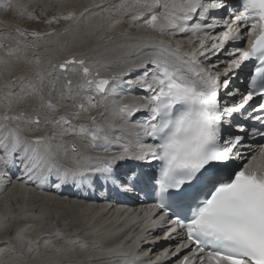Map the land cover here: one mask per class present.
<instances>
[{"label":"snow or ice","instance_id":"6c2138e0","mask_svg":"<svg viewBox=\"0 0 264 264\" xmlns=\"http://www.w3.org/2000/svg\"><path fill=\"white\" fill-rule=\"evenodd\" d=\"M0 8L26 13L12 0ZM116 13L113 27L130 18L161 37L191 34L199 48L185 51L179 41L149 36L129 42L111 60L73 55L42 62L29 55L38 51L42 33L19 25L15 33L0 31L5 65L14 59L33 69L0 89L4 186L19 172L39 188H92L99 181V187L110 184L119 195L142 192L162 213L153 227L169 226L163 238L187 241L171 257L188 250L195 259L184 256L179 264H264V165L240 166L251 142L264 140V0H134L121 3ZM27 19L39 18L27 12ZM218 28L223 30L212 35ZM244 43L247 47L238 46ZM133 88L147 95L125 103L122 91ZM29 100L36 102L29 111L14 108ZM94 109L102 110L93 115ZM105 113L125 126L140 115L131 125L138 147L131 149L120 136L110 139L116 125ZM113 143L122 146L117 155L92 157L80 150L81 144ZM260 156L264 159V150ZM122 164L131 166L118 174ZM19 233L27 250L38 248L41 238ZM101 251L105 264H139L121 246ZM171 257L166 249L163 260Z\"/></svg>","mask_w":264,"mask_h":264},{"label":"rangeland","instance_id":"374dc122","mask_svg":"<svg viewBox=\"0 0 264 264\" xmlns=\"http://www.w3.org/2000/svg\"><path fill=\"white\" fill-rule=\"evenodd\" d=\"M12 2L25 6L26 13L24 16H21L18 12L5 11V10H3V8H0V12H1L0 13V31L15 33V28L17 25H19L20 27L27 28L30 31L36 30V31H39L40 33H42L43 34L42 38L37 42L39 44V49H38L39 51H37L35 53L29 52V55H34V54L39 55L42 58V62H47V59H46L47 57H54V56L58 57L60 55L66 56L68 53H70V55L81 56L82 54L87 53V52H85V50H82L79 47L73 51L72 47L69 46L67 40H69V38L72 39L74 37V36L70 35V34H72L71 32H73L74 29H75V31H74L75 33H76L77 29H80V28H81L80 30L84 31L85 28H86L85 30H87L88 28L89 29H92V28L97 29V28L103 27L104 30L109 31V32L112 31L114 28H117L118 30L120 29L119 30L120 34L114 35L117 40L114 39L111 42L108 41V43H110V44H114L113 42L120 41L119 39H121L123 37L129 38L130 34L128 32L130 30H124V29H126L127 27H129L131 25H134L136 28L140 29L141 31H143V33L149 32L148 29L141 28L139 24L132 23L130 18H125L122 23H120L114 27L111 25V19L113 18V14H116L117 17L119 15L118 13H116V7L119 6L121 3H123V2H120L119 0L115 3L111 2L112 4L107 5V7H104V8L103 7L98 8L97 6H95V7H97V9L93 6H92V8L89 5L86 6V5H84L83 2L80 3V1H75V0H12ZM5 3H8V0H0V5L5 4ZM125 3H130V1L126 0ZM81 5L83 7H81ZM71 9H72V11H70ZM55 11H56V13H55ZM89 11H91V12H89ZM27 12H31L33 15H35L39 19L38 20H28L27 19ZM69 13H76L78 15H76V17L74 19H72V17L74 15H72L69 19H64V17L67 16ZM92 15H94V16L92 17V19H90V17ZM95 15H96V18L98 17L97 19L99 20L98 21L99 23L97 22ZM77 16H79V19L77 18ZM54 17H55V19H53ZM49 20H52L53 22L48 23L47 21H49ZM62 20L67 22V23L62 22ZM14 21H17V23L15 24ZM69 21H71V22L69 23ZM93 21L96 22L95 24H97L96 26H95V24H93L94 27L92 26V24L89 25L90 24L89 22L92 23ZM80 22L85 23L86 26ZM78 23H80V24H78ZM77 24H78V26H80V28L77 26L78 28L76 29ZM81 24H83V25H81ZM65 25H66L67 29L65 28ZM91 26H92V28H91ZM107 27H110V28H107ZM149 30H151V29H149ZM64 31H65V34H64ZM106 31H105V33H106ZM53 32H55V33H53ZM59 32L61 33V35ZM48 33H53V35H48ZM95 33L96 32L92 31V35L87 39V41L90 40L91 38H93ZM54 34H55V38H54ZM122 34H125V35H122ZM56 36L58 38H56ZM61 36L64 37L65 40H63V38ZM164 37H165V35H164ZM76 38H78V37H76ZM105 38H107V37H105ZM105 38H103L101 40H104ZM29 39L31 40V38H29ZM181 41L185 45V39H182ZM92 42L93 41H90V43H92ZM182 42H180V44L182 45V48H183L184 45L182 44ZM126 43H127V41H124L122 44H119V46H122ZM51 47H53V48L51 49ZM72 52H73V54H72ZM106 53H107V50H103L102 52L99 53L101 55L100 61L102 60V58H104L106 56ZM89 54H91V53H89ZM0 58H2V59H0V89H3L5 87V85L9 81H11L14 77L21 75V74H24V73H25V75H27V74L31 73L33 70L30 66H26L22 63H17L14 59H10L8 62V66H6L5 63L3 62V59H7V58L5 57L4 51L2 49H0ZM54 62H58V59H56V61H54ZM35 103H36L35 101L29 100V101H26L24 105H16V106H14V108L21 110V111H29L28 106L29 105H35ZM3 110H4L3 108H0V112H3ZM101 110L102 109H99V110L94 109L92 111V114L95 115L98 111H101ZM105 115L110 116L109 113H105ZM103 118L104 117H100V119H103ZM131 124L132 123L130 121H128L127 125L130 126ZM116 128H121V127L116 125ZM83 146L87 149V145H85V144L80 145V147H83ZM70 164H71V162H70ZM18 182H20V181H18ZM14 183L17 184L18 186L21 185L17 182H14ZM14 183H13V185H14ZM25 187H28V190H30V193H32L34 195L39 193L37 186H35V187L25 186ZM15 190H17V188L14 187L11 191H9L8 194L6 192H4V194L2 195L3 201L0 200V204H2V202H4V200L7 199L5 202L7 204H9V207H11L6 212H4L5 215H3V210H2L3 208H1L2 206L0 205V211H1L0 212V214H1L0 215V241L2 242V243L0 242V248L3 246L1 248L2 250L0 249V259H1L0 264H35V262H37L38 264H51L52 262L56 263L57 260L60 258L65 259V258H68V257L74 255V254H76V255L72 256L71 258H68L66 262H71L72 264H75V263L76 264H88L85 262V260H82V258H81V256L85 257L86 253H88L89 255H92L91 252L93 250L91 249V245L94 243L92 241L90 242V240H92V239L88 237V231L84 227H80V226H82L81 224H80L79 228L77 227L78 225H76L75 229H74V227L70 226L69 222L67 224V220H65L67 218V215H65V213H63V212H60L61 213L60 214L61 219L58 222L57 221L58 219H55V217L53 216L54 214H53V210L51 208H50L51 210L39 209L40 208V206H39L40 201H38V200L34 201L32 205L29 204L28 206H26L27 208H25V209H21V210L19 209L20 212H19V210L9 212V210H11L13 206L16 208L18 207V205L12 204L15 202V198L17 197V193H15V195H13V192H16ZM6 194H7V196H6ZM41 196H43V195H36V197H41ZM35 205H37V206H35ZM33 206H35V207H33ZM47 210H49V211H47ZM6 213H7V215H6ZM9 213H11V214H9ZM22 214L26 218L24 216H23L24 217L23 218ZM19 216H21L22 218ZM62 217H64V218H62ZM70 218H72V220H75L73 218V216ZM25 219H27V220H25ZM21 220H23L24 222L23 221L21 222ZM61 222H64L65 224H67L65 226V229L62 225L59 224ZM76 222H77V220H75V223ZM39 223H41V224H39ZM80 228L84 229L83 232H80ZM24 229L25 230L27 229V230L25 231ZM18 230H20V233H19L20 235H23L25 237H30L33 240H36L37 238H41V242L39 243L38 248L34 247L33 250H31V251L27 250L25 245L17 239ZM57 231L62 233V235L57 236L56 235ZM78 235L82 236L84 238L83 240L88 242V244L90 245L89 247L86 248L87 251L83 247H82V249L79 248V250H78V248H76V246L77 247H79V246L77 244L74 245V242L77 240ZM5 241L8 242L7 246L4 243ZM80 247H81V245H80ZM97 262H98L97 259H95L93 261V263H95V264H97Z\"/></svg>","mask_w":264,"mask_h":264},{"label":"bare ground","instance_id":"6f19581e","mask_svg":"<svg viewBox=\"0 0 264 264\" xmlns=\"http://www.w3.org/2000/svg\"><path fill=\"white\" fill-rule=\"evenodd\" d=\"M75 1H80V3H84V5H89V6H91V8H92V6L93 7H95V6H97L98 8L99 7H107V5H110V4H112V3H115V2H117V1H113L112 3H111V1L110 0H107L106 2H105V0H75ZM120 2H123V3H125V1L126 0H119ZM128 1V0H127ZM92 2V3H91ZM63 6V5H62ZM88 6V7H89ZM60 7V6H59ZM81 7H83L82 5H81ZM97 7H95L96 9H97ZM59 10V9H58ZM67 11V10H66ZM70 11H72V9L70 10ZM89 12H91V11H89ZM1 13V12H0ZM55 13H56V11H55ZM54 13V14H55ZM64 14V13H63ZM76 15H78V14H76V13H74V16L72 17V19H74L75 17H76ZM94 15H92L91 17H90V19H92V17H93ZM77 18L79 19V16H77ZM89 18V17H88ZM95 18H96V15H95ZM98 18V17H97ZM96 18V20H97V22L99 21L98 19ZM102 18V17H101ZM94 19V18H93ZM76 20V19H75ZM88 20V19H87ZM86 20V21H87ZM95 20V21H96ZM67 21V20H66ZM78 21V20H77ZM81 21V20H80ZM85 21V22H86ZM90 21V20H89ZM101 21V20H100ZM62 22H65V21H63L62 20ZM71 21H69V23H70ZM14 23L16 24L17 23V21H14ZM65 23H67V22H65ZM68 23V24H69ZM77 23V22H76ZM80 23H83V22H80ZM80 23H78V24H80ZM87 23V22H86ZM90 24L89 25H91L92 24V26L94 27V25L93 24H95L96 22H89ZM99 23V22H98ZM101 23V22H100ZM103 23V22H102ZM78 24L76 25V29L79 27L80 28V26H78ZM84 25H85V23H83ZM83 24H81V25H83ZM131 24V23H130ZM67 25V24H66ZM66 25H65V28H66ZM97 24H95V26H96ZM68 26V25H67ZM78 26V27H77ZM86 26V25H85ZM92 26H91V28H92ZM83 27V26H82ZM100 27V26H99ZM122 27V26H121ZM107 28H110V27H107ZM67 29V28H66ZM65 29V30H66ZM81 29V28H80ZM80 29H77V31H76V33L74 32L75 31V29L73 30V32H71L72 34H70L71 36H74L72 39L71 38H69V40H67V42H68V44H69V46H71L72 47V50L74 51V50H76L78 47L80 48V49H82V50H85V52H87V53H84V54H82V55H84V56H87L89 53H91V54H89L87 57H89V59L90 60H92V61H96V60H100L101 59V55L99 54L100 52H102L103 50H107V53H106V56L104 57V58H102V60L101 61H103V60H111V59H114L116 56H118L122 51H124L125 50V48L123 47V46H125V45H127L129 42H134L135 40H137V39H140V38H144V37H149V36H156V37H158V38H162V39H164V40H167V39H165V37H164V35L161 37L158 33H155V32H153L152 30H149L148 29V31L149 32H145V33H143V31H141L140 29H138V28H136L134 25H131V26H129V27H127L126 29H124V30H130L128 33L130 34V36H129V38H126V37H123V38H121V39H119L120 41H117V42H113L114 44H110V43H108V41H113L114 39H116L115 38V36L114 35H117V34H120L119 32V30L117 29V28H114L112 31H106V30H104L103 29V27L102 28H97V29H95V28H92V29H87V30H85L84 29V31H82V30H80ZM83 29V28H82ZM92 31H94V32H96L95 33V35H94V37L93 38H91L90 40H88L87 41V39L92 35ZM105 31H106V33H105ZM109 32V33H108ZM53 33H55V32H53ZM53 33L51 34V35H53ZM60 33V32H59ZM58 33V34H59ZM63 33V32H62ZM64 34H65V31H64ZM60 35H61V33H60ZM122 35H125V34H122ZM114 36V37H113ZM62 37V36H61ZM76 37H78V38H76ZM105 37H110V39H106ZM50 38V37H49ZM54 38H55V34H54ZM56 38H58L57 36H56ZM60 38V37H59ZM63 38V40H65L64 39V37H62ZM103 38H105L104 40H101V39H103ZM182 39H185V45H184V47H183V49L185 50V51H190V50H192V49H194V48H196V49H198L199 48V41L195 38V37H193L191 34H182L181 35V38H180V40H182ZM62 40V39H61ZM101 40V41H100ZM117 40V39H116ZM189 40H193L194 42L193 43H189ZM53 41V40H52ZM90 41H93L92 43H90ZM99 41V42H98ZM124 41H127V43L126 44H124V45H122V46H119V44H122ZM54 42V41H53ZM173 44H175V43H173ZM206 44L208 45V47H211V42H208V41H206ZM182 46V45H181ZM229 47H231V46H229ZM49 48V47H48ZM53 47H51V49H52ZM50 49V48H49ZM54 50V49H53ZM39 51V50H38ZM72 54H73V52H72ZM52 56V55H51ZM71 56H73V55H70V53H68L66 56L65 55H60V56H58V57H56V56H54V57H47L46 59H47V61L48 60H52V61H56V59H58V62L59 61H63L64 59H67L68 57H71ZM213 58H215V57H213ZM133 59H135V57H133ZM115 70H117V69H109V71H115ZM25 74V73H24ZM122 95H124L125 96V103H128V102H131L133 99H139L140 97H143V96H145L146 94L144 93V92H139V89L138 88H134L133 89V91L131 92L130 91V93H129V91L128 90H124V91H122ZM113 99H116V100H119L120 99V97H114ZM109 118L111 119L112 117L111 116H109ZM129 121L132 123L131 125H133V118H130L129 119ZM134 122H136V121H134ZM114 124H116L117 125V122H113ZM131 125L129 126V125H126L125 127L126 128H129V127H131ZM120 131V128H116L112 133H111V136H110V139H114L116 136H121V135H118V132ZM131 140H133L134 138H130ZM123 141H125V142H127V137L126 138H124V139H122ZM118 146V148H119V150H120V152L122 151V146H121V144H115V143H113V144H110V146ZM130 147H131V143H130V145H129ZM80 150H81V152L83 153V154H85V153H89L90 152V150L91 149H86L84 146L83 147H80ZM129 164H122L121 165V169H123V168H125L126 166H128ZM121 171V170H120ZM15 181H13L9 186H7V187H4V191H2V192H0V200H2V198H3V194H4V192H6L7 194L9 193V191H11L13 188H14V185H13V183H14ZM17 183H19V184H21L20 186H19V189H17V190H15L16 192H13V195H15V193H17V197L15 198V202L14 203H12V204H14V205H18V207L16 208V207H14L13 205V207H12V209L11 210H9V212H11V211H18L19 209L21 210V209H25V208H27L26 206H28L29 204L30 205H32L33 204V202L34 201H37V200H35V199H32V197L34 196V194H32V193H30V190H28V187H25V186H28V185H25V181L24 180H21L20 182H17ZM4 184V181L3 180H0V186H2ZM36 186V185H35ZM35 186H31V185H29V187H35ZM63 187V186H62ZM1 188V187H0ZM11 189V190H10ZM7 194H6V196H7ZM61 196H64V195H58V197H56V200H57V203H56V207H53V208H51L52 210H53V216L55 217V219H58L57 221L59 222L60 221V219H61V217H60V212H63V213H65V215H67V218L65 219V220H67V224H68V222H69V224H70V226L71 227H74V229H75V227H76V225H78L77 227L79 228V226H80V224H81V222L83 223V224H81L82 226H80V227H84L87 231H88V237L89 238H91L92 240L93 239H95L94 237H92V235L93 234H98V233H101V230L103 229V228H105V229H108L110 232H108V231H105V232H103L102 233V235L103 234H105V236H103V239H104V243L105 244H113V245H109L110 247H108V248H112V247H116L117 246V244H118V240H121V241H125L126 240V238H128L129 240H136L137 239V234H136V228L135 227H133L132 225H129V220H128V217H129V215H127L126 216V214L123 216L121 213H119V217H120V219L117 221V222H119L118 224H113V222H111L110 221V219L112 218V216H111V214L114 212V210H115V207H116V205L115 204H112V207H111V209L109 208V207H106V205L107 206H109L110 205V203H111V201L110 200H107V199H103V200H101V201H94L93 203H89V204H85L84 205V207H82V205H83V203H81V204H79V205H77V207H78V211L76 212V213H74V212H72V211H66L67 210V208L69 207V205H68V207H62V206H60L61 205V202H59L58 200H60L61 198L62 199H65V198H67L66 196H64V197H61ZM36 197V196H35ZM41 197H44V196H41ZM60 198V199H59ZM7 200V199H6ZM6 200H4V202H2V204H0L2 207L1 208H3L2 210H3V215H5V213L4 212H6L7 211V209H4L6 206H8L9 207V204H7L5 201ZM50 200H53V199H50ZM3 201V200H2ZM39 201V200H38ZM71 202H76V201H74L73 199L71 200ZM40 204H39V206H40V208L39 209H41V210H46V209H50V206H48V205H43L42 204V202L40 201L39 202ZM33 207H35V206H33ZM11 208V207H10ZM16 208V209H15ZM20 210H19V212H20ZM47 211H49V210H47ZM1 212V211H0ZM18 212V213H19ZM46 212V211H45ZM79 212V213H78ZM108 212V214H106ZM9 214H11V213H9ZM32 214V213H31ZM45 214V213H44ZM48 214V213H47ZM1 215V214H0ZM6 215H7V213H6ZM30 215V214H29ZM24 215L22 214V217H23ZM73 216V218L75 219V220H77V222L75 223V220H72V218H70V217H72ZM12 217V216H11ZM19 217H21V216H19ZM21 217V218H22ZM25 217V216H24ZM23 217V218H24ZM20 218V219H21ZM26 218V217H25ZM33 218V217H32ZM62 218H64V217H62ZM37 219V218H36ZM47 219V218H46ZM25 220H27V219H25ZM34 220V219H33ZM23 220H21V222H22ZM30 221V220H29ZM3 222V221H2ZM9 222V221H8ZM24 222V221H23ZM40 222V221H39ZM11 223V222H10ZM26 223V222H25ZM36 223V222H35ZM24 224V223H23ZM39 224H41V223H39ZM60 225H62L63 227H64V229H65V226L67 225V224H65L64 222H61V223H59ZM15 226V225H14ZM51 226V225H50ZM37 227V226H36ZM41 227V226H40ZM48 227V226H47ZM18 228V227H17ZM26 228V227H25ZM28 228V227H27ZM124 229L123 231H122V233H121V235H120V237L119 236H115L114 238H113V236H110L111 235V232H114V231H116V230H118V229ZM46 229V228H45ZM44 229V230H45ZM69 229V228H68ZM67 229V230H68ZM25 230V229H24ZM27 230V229H26ZM25 230V231H26ZM66 230V231H67ZM72 230V229H71ZM83 228H80V232H83ZM63 231V230H62ZM73 231V230H72ZM45 232V231H44ZM72 235V234H71ZM107 237H109V238H107ZM4 239V238H3ZM2 240V239H1ZM5 240V239H4ZM3 240V241H4ZM74 240V239H73ZM1 242V241H0ZM90 242H91V240H90ZM2 243V242H1ZM93 243H95V242H93ZM99 246V245H98ZM3 247V246H2ZM1 247V248H2ZM74 247V246H73ZM121 247L126 251V252H129L130 250H129V248L126 246V245H121ZM0 248V249H1ZM76 248H78V250H79V248H81L82 249V247H77L76 246ZM75 248V249H76ZM84 249H86V248H84ZM83 249V250H84ZM100 249H104V247L103 246H100ZM2 250V249H1ZM86 251H87V249H86ZM92 253V255H89L88 253H86L85 255V257H82L81 256V258H82V260H85V262L86 263H88V264H95V263H93V261L95 260V259H97V264H105V261H106V259H107V257H106V254L103 252V251H98V252H95L94 250L91 252ZM131 254H133V253H131ZM74 255H76V254H74ZM74 255H72V256H74ZM72 256H70V257H68V258H71ZM66 259V258H65ZM1 260V259H0ZM1 263V262H0ZM35 264H38L37 262H35ZM51 264H56V263H51ZM66 264H72L71 262H66Z\"/></svg>","mask_w":264,"mask_h":264}]
</instances>
